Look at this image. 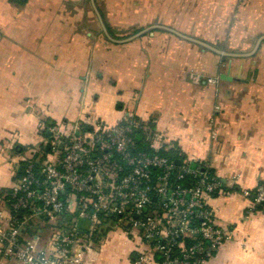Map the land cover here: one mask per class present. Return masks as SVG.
Listing matches in <instances>:
<instances>
[{"label": "crops", "instance_id": "1", "mask_svg": "<svg viewBox=\"0 0 264 264\" xmlns=\"http://www.w3.org/2000/svg\"><path fill=\"white\" fill-rule=\"evenodd\" d=\"M93 1L110 26L148 30L123 43L101 38ZM263 35L264 0H0V192L21 174L24 146L35 152L56 128L129 113L152 148L208 165L227 184L209 204L232 237L209 264H264V211L248 214L243 193L264 181V39L254 51ZM184 36L252 53L224 56ZM103 226L83 264H130L135 240L122 234L118 250ZM27 231L48 236L42 224Z\"/></svg>", "mask_w": 264, "mask_h": 264}, {"label": "built area", "instance_id": "2", "mask_svg": "<svg viewBox=\"0 0 264 264\" xmlns=\"http://www.w3.org/2000/svg\"><path fill=\"white\" fill-rule=\"evenodd\" d=\"M139 126L128 113L115 124L56 128L53 159L22 158L24 172L0 192V257L16 264H83L92 242L88 229L96 233L117 221L132 230L136 254L130 264H209L232 237L209 204L227 184L208 165L135 151L131 134ZM253 191L243 190L248 214L264 204V186ZM38 224L46 226V238L42 228L27 231Z\"/></svg>", "mask_w": 264, "mask_h": 264}, {"label": "trees", "instance_id": "3", "mask_svg": "<svg viewBox=\"0 0 264 264\" xmlns=\"http://www.w3.org/2000/svg\"><path fill=\"white\" fill-rule=\"evenodd\" d=\"M13 2H15L16 4H20V5H23V4H26L29 0H12ZM107 25H109L108 23H106ZM108 28H111V26H108ZM144 27H136L134 26L132 28L133 32H132V35L139 32L140 30H142ZM113 28H111V31H112ZM112 34V33H111ZM114 37H117L119 38V36H116L118 35L116 31H113V34H112ZM131 34H128L126 36H122V37H128L130 36ZM121 38V37H120ZM225 58V57H224ZM53 126V124H52ZM51 126V127H52ZM144 125L142 123H140V126L134 130L131 134V137H132V144L131 146L133 147V149L135 151H148V152H151V153H155V152H158L162 155H165L167 157H169L170 159H173V160H179L180 162L177 163V164H180L181 161L185 160L186 158H184L182 155H179L177 154V152H175L174 150L172 149H165L163 147L159 148V149H156V148H152L149 144H148V141H149V138H148V133L146 132V130H144L145 128L143 127ZM54 140V133L51 135V137H48V142L45 144V145H42L41 146V149L40 150H35V152H31L28 157L29 159L33 160L37 157H41L42 159L44 158V156L47 154V153H53L55 154V151H54V148H53V142ZM145 144L147 146H145ZM57 150H58V154L61 155L63 154V150L62 148L59 146L57 147ZM46 160V159H44ZM193 163H196V164H201V165H204L198 161H191ZM204 166H207V165H204ZM213 171V170H212ZM214 172V171H213ZM16 176H20V173L19 174H16ZM260 185L264 186V181L260 182L259 183ZM252 190V193H254L253 189ZM252 198V197H250ZM255 210H262L264 211V204H260L258 205ZM100 235L98 237L101 236V233L100 231L98 232ZM97 237V238H98Z\"/></svg>", "mask_w": 264, "mask_h": 264}, {"label": "rangeland", "instance_id": "4", "mask_svg": "<svg viewBox=\"0 0 264 264\" xmlns=\"http://www.w3.org/2000/svg\"><path fill=\"white\" fill-rule=\"evenodd\" d=\"M139 2V1H138ZM89 7H90V5H89ZM102 8H104L103 6H101ZM98 16V15H97ZM105 16H107L106 18H107V22H108V20L110 19V17L108 16V14H103L102 12H101V18H102V20H103V22H104V24H105V26H106V28H107V30H108V32L110 33V35L111 36H113L112 34H113V31H116L117 32V34L118 35H116V36H119V38L121 37V38H123L122 36H126V35H128V34H131L132 35V32H133V30H132V28L133 27H131L130 25H129V27L127 28V27H125L124 29L123 28H121V26L120 27H113V26H111V28H113L112 29V31H111V28H108V26H110V23L108 22V24L109 25H107L106 23V19H104V17ZM94 17H96V16H94ZM111 17L112 18H114L113 17V13L111 14ZM95 19V18H94ZM96 20V19H95ZM101 26V27H100ZM95 30H98L99 31V29H100V33H101V38H104L105 36H106V34H105V31H104V29H103V26H102V23H101V25H100V23L96 20V23H95ZM97 31V32H98ZM112 33V34H111ZM250 45L251 46H253L254 45V42H252V43H250ZM195 80V79H194ZM196 81V80H195ZM59 124L61 125V124H63L61 121L59 122ZM64 125V124H63ZM68 125L67 126H65L64 125V128H62L64 131L66 130H68ZM54 130V129H53ZM54 131H56V130H54ZM58 132H59V129H58ZM57 131H56V133H58ZM145 146H147L146 144H145ZM23 153L25 154V155H29L30 153H31V150H30V147L29 146H24L23 147ZM66 217H68V215L66 216ZM117 221H112V222H110V223H105V224H108V225H105L104 224V226L103 227H106V229L109 231V232H111V238H112V240H111V242L113 243V245L116 247V249H121L123 246H122V241L124 240L123 238H122V234H124L125 236H127V238H131V229H128V228H125L123 225H119V224H114V223H116ZM110 224H113V225H110ZM88 234H89V241H92V242H90V244H93V242H95V241H93V240H95V239H97V237L100 235L99 233H92L91 231H90V229H88ZM107 234V233H106ZM101 237V236H100ZM131 240H133L134 241V239L133 238H131Z\"/></svg>", "mask_w": 264, "mask_h": 264}, {"label": "water", "instance_id": "5", "mask_svg": "<svg viewBox=\"0 0 264 264\" xmlns=\"http://www.w3.org/2000/svg\"><path fill=\"white\" fill-rule=\"evenodd\" d=\"M93 4H94V1H93ZM94 7H95V10H96V12H97V14H98L100 20H101V23H102L103 29H104V31H105V34L107 35V37H108L109 39H111L112 41H114V42H116V43H123V42L130 41V40H132V39H134V38H136V37L142 35L144 32H146V31L148 30V29L140 30L139 32H137V33H135V34H133V35L127 37V38H124V39H115V38L112 37V36L110 35V33L108 32V30H107V28H106V26H105V24H104V22H103V20H102V18H101V15H100V13H99L97 7L95 6V4H94ZM163 28H164V27H163ZM165 28L167 29V27H165ZM170 30H172V29H170ZM174 32H177V31H174ZM177 33H179V32H177ZM179 34L182 35L181 33H179ZM184 37L189 38V37H187V36H184ZM189 39H192V38H189ZM263 39H264V35L261 36V37L259 38V40L257 41V43H256V45H255V49H254V51H256V50L258 49V47H259V45H260V43H261V41H262ZM192 40L196 41V43H198V44L204 46L205 48H208V49H210V50H212V51H214V52H216V53H218V54H220V55H224V56H244V55H249V54L252 53V52H249V53H231V52H226V51H223V50L217 49L216 47H214V46H212V45H210V44H208V43H205V42H202V41H198V40H195V39H192ZM221 78H222V79H225V78H227V75L222 74V75H221ZM47 134H48V135H51V134H52L51 129H48V130H47ZM19 148H20V147H18L17 149H19ZM176 162L179 163L180 161H179V160H176ZM24 169H25L24 164H21V165L19 166V172L23 173V172H24Z\"/></svg>", "mask_w": 264, "mask_h": 264}]
</instances>
